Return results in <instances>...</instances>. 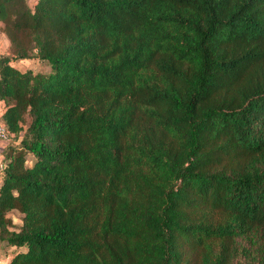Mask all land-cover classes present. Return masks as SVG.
Instances as JSON below:
<instances>
[{
  "label": "trees",
  "instance_id": "trees-1",
  "mask_svg": "<svg viewBox=\"0 0 264 264\" xmlns=\"http://www.w3.org/2000/svg\"><path fill=\"white\" fill-rule=\"evenodd\" d=\"M0 32L9 264H264V0H0Z\"/></svg>",
  "mask_w": 264,
  "mask_h": 264
},
{
  "label": "rangeland",
  "instance_id": "rangeland-1",
  "mask_svg": "<svg viewBox=\"0 0 264 264\" xmlns=\"http://www.w3.org/2000/svg\"><path fill=\"white\" fill-rule=\"evenodd\" d=\"M8 52V42L6 37L2 36L0 33V55L5 54ZM18 66L22 69H28L32 68L34 70H48V67L43 64L39 63L36 60H27V61H22L18 62ZM10 216L13 218L14 222L16 224L21 223V214L19 212H13L10 214Z\"/></svg>",
  "mask_w": 264,
  "mask_h": 264
},
{
  "label": "crops",
  "instance_id": "crops-1",
  "mask_svg": "<svg viewBox=\"0 0 264 264\" xmlns=\"http://www.w3.org/2000/svg\"><path fill=\"white\" fill-rule=\"evenodd\" d=\"M35 0H28L29 4H33ZM2 36L6 37L3 32H0ZM7 39V38H6ZM8 42V40H7ZM26 61V60H25ZM22 62V61H21ZM15 65L18 66V62L14 63ZM5 110V102L0 100V117L2 113ZM2 145L0 144V164L3 161V155H2ZM1 177V175H0ZM0 186H1V178H0ZM10 249L5 247L1 242H0V264H9V259H10Z\"/></svg>",
  "mask_w": 264,
  "mask_h": 264
},
{
  "label": "built area",
  "instance_id": "built-area-1",
  "mask_svg": "<svg viewBox=\"0 0 264 264\" xmlns=\"http://www.w3.org/2000/svg\"><path fill=\"white\" fill-rule=\"evenodd\" d=\"M13 135V132L5 124L0 122V144L2 147H4V145L11 140ZM3 167L4 162L2 161L0 164V169Z\"/></svg>",
  "mask_w": 264,
  "mask_h": 264
}]
</instances>
